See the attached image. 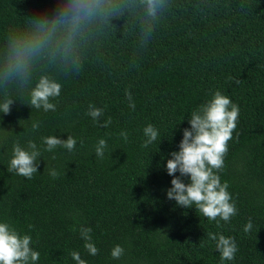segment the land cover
Segmentation results:
<instances>
[{"label": "trees", "instance_id": "obj_1", "mask_svg": "<svg viewBox=\"0 0 264 264\" xmlns=\"http://www.w3.org/2000/svg\"><path fill=\"white\" fill-rule=\"evenodd\" d=\"M92 2L72 22L60 15L68 0H0V102L14 100L0 113V222L31 235L37 264H75L72 251L87 264H221L210 232L235 240V258L223 264H264V0H163L155 16L146 0ZM41 76L61 84L55 111L30 106ZM217 90L239 107L218 173L238 211L220 226L166 195L167 159L191 112ZM90 104L103 109L101 122L111 117L107 128L87 115ZM148 124L159 136L142 147ZM68 135L72 152L44 151L42 137ZM29 141L41 151L38 173H8L13 145ZM81 226L91 227L98 255L85 251ZM117 244L118 260L110 255Z\"/></svg>", "mask_w": 264, "mask_h": 264}, {"label": "clouds", "instance_id": "obj_2", "mask_svg": "<svg viewBox=\"0 0 264 264\" xmlns=\"http://www.w3.org/2000/svg\"><path fill=\"white\" fill-rule=\"evenodd\" d=\"M146 3L150 16H155L159 8L163 7V0H146ZM93 6L92 0H68L60 15L70 18L72 22H78L91 13ZM37 49L38 45H33L20 53L17 67L23 69L26 57ZM60 92L59 82L47 76H41L30 90V106L35 109L42 108L45 112L55 111L56 105L50 100L58 97ZM125 96L129 101V108L135 110L131 92L125 90ZM13 102L11 97L3 99L0 102V113L9 114ZM87 115L102 128H107L112 122L111 117L101 122L100 117L104 115L103 109L91 104L88 106ZM238 117V105L219 90L215 91L210 100L191 112L188 120L190 127L183 129L182 139L178 145L179 150L171 152V158L167 159L166 163V172L173 177L171 187L166 190L167 198L174 200L180 207H194L196 212L201 213L210 222L215 221L217 226H220V221L229 222L238 211L228 191V183L226 181L221 183L218 175L223 170L224 158L229 150L228 142L233 139ZM39 127V122H33V130ZM120 135L126 142L128 133L122 131ZM143 135L145 140L142 147H147L158 139L159 133L152 124H148L143 128ZM41 139L45 146L44 151L47 152H53L56 149L72 152L77 144V140L71 135H68L67 139H60L58 136H47ZM106 148L107 142L100 139L95 146V155L102 159ZM40 157L41 151L35 142L29 141L26 147L15 143L7 171L32 179L34 174L38 173ZM176 173L179 175L177 176ZM49 175L56 178L58 173L55 168L50 167ZM183 177H187L189 182H183ZM252 228L253 224L249 219L244 226V232L249 233ZM79 233L84 241L85 251L91 256L98 255L99 249L92 241L91 227L81 226ZM208 239L215 241V249L220 255L221 264L235 258L238 248L233 237L210 232ZM31 245V235H22L8 222H0V264H37L40 253ZM124 252V248L117 244L111 249L110 255L118 260ZM71 258L75 264H87L78 251H72Z\"/></svg>", "mask_w": 264, "mask_h": 264}]
</instances>
